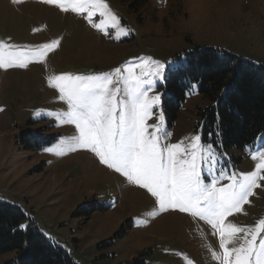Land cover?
I'll list each match as a JSON object with an SVG mask.
<instances>
[{
	"label": "rangeland",
	"instance_id": "rangeland-1",
	"mask_svg": "<svg viewBox=\"0 0 264 264\" xmlns=\"http://www.w3.org/2000/svg\"><path fill=\"white\" fill-rule=\"evenodd\" d=\"M105 2L129 29L119 40L113 38L114 30L106 35L85 16L43 0H0V41L21 48L60 41L43 62L0 68V200L22 206L26 219L21 228H38L76 264H221L212 255L222 256L219 237L205 221L178 209L160 212L146 189L101 164L89 150L60 156L44 151L77 131L74 125L55 126L54 118H41L37 112L67 110L58 90L49 86L51 75H97L144 58L166 65L171 61L168 66L176 67L178 57L195 46L222 49L264 66V0ZM94 22H100L98 14ZM163 80L149 92L160 96L149 125L158 123L163 112ZM205 104L195 91L172 127L163 112L171 133L166 143L187 145L198 134L197 109ZM211 145L226 172L239 175L255 170L259 161L252 154L264 151V138L244 150ZM258 184L242 212L226 222L254 227L264 219V181ZM152 211L158 214L147 215ZM241 242L234 241L237 246ZM12 258L11 253L0 255V264Z\"/></svg>",
	"mask_w": 264,
	"mask_h": 264
},
{
	"label": "snow or ice",
	"instance_id": "snow-or-ice-1",
	"mask_svg": "<svg viewBox=\"0 0 264 264\" xmlns=\"http://www.w3.org/2000/svg\"><path fill=\"white\" fill-rule=\"evenodd\" d=\"M43 2L85 16L106 35L110 29L114 30V39L129 33L105 0ZM97 14L99 23L94 22ZM59 44L56 39L37 47L21 48L0 41V68H26L31 62H43L47 53ZM168 65L144 58L138 64L129 62L123 68L97 75L49 76V86L58 90L59 100L67 105V110H38L37 115L54 118L58 122L55 126L74 125L77 134L61 137L44 151L58 156L78 149L91 151L101 164L123 175L129 183L146 189L155 198L160 212L178 209L210 225L222 249V256L215 252L212 255L221 264H264V236L260 235L264 232V219L254 227L226 222L228 216L242 212V205L249 202L253 189L264 181V175L260 174L264 172V151L252 154V159L259 161L254 171L237 175L226 172L220 165L221 155L211 144L202 143L199 134L193 135L187 145L183 141L166 143L171 133L164 126L163 112L158 123L149 125L147 121L160 103V96H149V92L157 81L166 78V69L175 71L179 67ZM222 180L228 183L221 184ZM238 239L242 242L237 246L234 241Z\"/></svg>",
	"mask_w": 264,
	"mask_h": 264
},
{
	"label": "trees",
	"instance_id": "trees-1",
	"mask_svg": "<svg viewBox=\"0 0 264 264\" xmlns=\"http://www.w3.org/2000/svg\"><path fill=\"white\" fill-rule=\"evenodd\" d=\"M178 66L166 72L161 86L169 127L196 91L206 103L197 109L194 126L204 143L224 151L244 150L258 137L264 138V66L200 46L181 54ZM25 219L22 206L0 200V255H14L6 264H76L68 251L38 228H21Z\"/></svg>",
	"mask_w": 264,
	"mask_h": 264
}]
</instances>
